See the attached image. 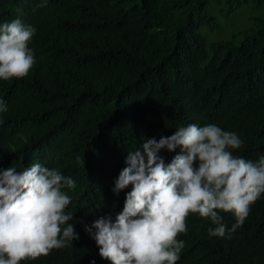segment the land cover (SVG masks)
<instances>
[{
	"label": "trees",
	"instance_id": "16d2710c",
	"mask_svg": "<svg viewBox=\"0 0 264 264\" xmlns=\"http://www.w3.org/2000/svg\"><path fill=\"white\" fill-rule=\"evenodd\" d=\"M41 2L0 0V24L19 18L43 33L63 26L58 43L53 34L30 42L36 63L20 83L0 82V100L8 106L0 113V150H15L10 144L21 136L28 140L27 153L35 155V147L77 113L61 89L75 74H93L99 90L88 100L86 125L56 159L52 152L42 158L76 181L73 202L116 180L128 153L141 146L131 130L116 137L115 124L129 100L143 116L148 138L159 140L189 124H215L242 140L241 148L230 149L234 156L253 162L264 156V0ZM244 8L252 12L251 24L225 40L210 38ZM16 156L26 158L21 150ZM100 201L107 214L118 198ZM219 214L230 229L234 216ZM186 225L177 237L184 247L176 264H264V194L230 237L210 236L215 225L197 213L188 215ZM74 259L110 264L91 254L85 238L77 248L34 264Z\"/></svg>",
	"mask_w": 264,
	"mask_h": 264
},
{
	"label": "clouds",
	"instance_id": "9594fccd",
	"mask_svg": "<svg viewBox=\"0 0 264 264\" xmlns=\"http://www.w3.org/2000/svg\"><path fill=\"white\" fill-rule=\"evenodd\" d=\"M43 31L19 18L0 24V82L20 83L34 68L30 42L53 34L58 43L63 36L62 25ZM94 77L75 74L61 89L77 113L43 147H35V155L27 153L28 140L21 136L10 144L15 150H0V264H34L77 248L83 238L94 257L110 264H176L184 247L177 237L186 233L190 213L215 225L210 236L230 237L242 226L264 194V156L255 162L234 156L230 149L241 148L242 140L215 124H189L159 140L148 138L144 118L130 100L115 124L116 137L131 130L141 146L128 153L116 180L72 201L76 181L42 158L52 152L56 159L86 125L88 100L99 90ZM7 111L0 100V113ZM177 146L180 152H174ZM18 150L26 158L16 156ZM107 196L118 202L103 214L100 200ZM220 211L234 216L230 229Z\"/></svg>",
	"mask_w": 264,
	"mask_h": 264
},
{
	"label": "rangeland",
	"instance_id": "374dc122",
	"mask_svg": "<svg viewBox=\"0 0 264 264\" xmlns=\"http://www.w3.org/2000/svg\"><path fill=\"white\" fill-rule=\"evenodd\" d=\"M239 13V12H238ZM252 12L249 8H244L235 17L223 21L219 30H216L210 34V38L215 41L225 40L229 38L230 34L235 31L245 29L252 23L250 20Z\"/></svg>",
	"mask_w": 264,
	"mask_h": 264
}]
</instances>
